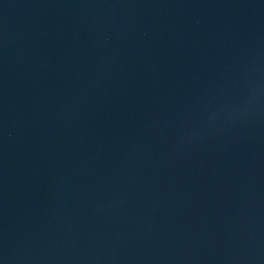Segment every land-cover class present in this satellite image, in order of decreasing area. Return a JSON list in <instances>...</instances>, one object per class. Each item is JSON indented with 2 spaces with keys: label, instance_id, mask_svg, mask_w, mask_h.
<instances>
[{
  "label": "water",
  "instance_id": "water-1",
  "mask_svg": "<svg viewBox=\"0 0 264 264\" xmlns=\"http://www.w3.org/2000/svg\"><path fill=\"white\" fill-rule=\"evenodd\" d=\"M0 264H264V2L0 0Z\"/></svg>",
  "mask_w": 264,
  "mask_h": 264
}]
</instances>
